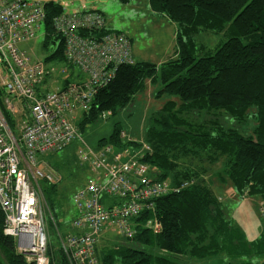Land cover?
Here are the masks:
<instances>
[{
    "label": "trees",
    "instance_id": "obj_1",
    "mask_svg": "<svg viewBox=\"0 0 264 264\" xmlns=\"http://www.w3.org/2000/svg\"><path fill=\"white\" fill-rule=\"evenodd\" d=\"M119 1L126 4L130 0ZM148 1L154 12L164 14L176 25V55L161 64L135 60L120 65L111 82L98 89L86 120L96 118L99 112L114 113L143 92L148 81L157 83L160 79L162 87L155 97L166 96L167 100L152 116L144 140V147L149 148H140L123 160L135 156L155 181H168L173 186L186 181L189 185L158 198L153 209L132 219L135 233L131 239L142 241L151 250L122 245L108 251L98 248L100 262L177 264L179 257L227 253L230 260L221 264H251L255 256L264 264V237L243 249V233L227 216L208 180L209 173L220 164L214 172L216 181L231 182L241 198H264V0ZM44 6V46L57 40L60 43L47 61L61 59L64 67L71 69L64 56V38L53 26L54 18L64 10L53 1ZM202 30H227L231 36L214 52L197 56L194 35ZM0 107L13 130L12 116ZM211 114H226L239 122L252 117L256 125L250 134H242L226 128ZM120 134L117 129L114 135L118 140ZM127 150H114L108 158L124 155ZM48 184L42 180L40 188L46 189ZM115 202L106 198L105 204ZM3 228L0 212V264H34L17 253L15 240L5 235ZM58 264H69L63 253Z\"/></svg>",
    "mask_w": 264,
    "mask_h": 264
},
{
    "label": "built area",
    "instance_id": "obj_2",
    "mask_svg": "<svg viewBox=\"0 0 264 264\" xmlns=\"http://www.w3.org/2000/svg\"><path fill=\"white\" fill-rule=\"evenodd\" d=\"M50 1L54 0H0V105L12 117L25 108L29 113L12 130L0 107V212L4 234L15 240L17 253L34 264H50L39 191L40 181L53 184L55 176L41 168V159L80 138L74 124L77 111L90 109L98 89L111 82L120 65L135 62L130 38L108 30L102 12L71 13L65 11L68 3H64V12L54 18L53 26L64 38L66 61L81 69L87 79L70 82L61 90H45L42 85L49 69L44 62L31 61L19 45L37 37L46 17L44 5ZM110 114L103 112L101 117ZM148 148L145 145L144 150ZM111 152L109 146L99 154L87 148L78 150L92 176L74 197L75 232L62 241L61 251L69 264H101L98 242L105 229L112 227L132 238L133 218L153 209L158 198L189 185L155 181L135 156L123 160L124 155L118 153L109 160ZM106 198L116 202L107 206ZM258 212L264 221V202Z\"/></svg>",
    "mask_w": 264,
    "mask_h": 264
},
{
    "label": "rangeland",
    "instance_id": "obj_3",
    "mask_svg": "<svg viewBox=\"0 0 264 264\" xmlns=\"http://www.w3.org/2000/svg\"><path fill=\"white\" fill-rule=\"evenodd\" d=\"M65 1L69 3L72 0ZM73 1L75 2V6L72 5L65 11L78 9V7L82 6V2L85 3L86 10L92 9L94 5L98 6L99 3H103L105 9L104 13H102L105 14L108 26L110 22L113 31L127 33L129 38H131L135 51V60L161 64L174 57L177 49L176 38L174 36L175 24L168 20L164 14L154 12L148 0H130L126 4L121 3L119 0ZM230 36L231 34L227 30L221 32L199 31L194 35L197 56L214 52ZM45 40L43 23L37 37L32 42L23 44L21 48L32 57V60L44 62L46 67L51 69L52 75L49 76V81L50 79L55 80L56 78H60L61 80L57 83L59 86L62 80L65 79L62 60L47 61V58L50 52L57 50L60 43L57 40L50 45L44 46ZM46 84L42 87L47 91H50L56 85L51 82V86L48 84V87H46ZM161 87L160 79L157 80V83L148 84L146 90L138 94L126 106L117 108L107 118H102L99 112L96 118L87 121L86 114L89 116V108L79 109L74 124L79 128L80 138H77L66 148L42 157L40 166H45V169L50 170L55 176V183L48 184L49 187L46 189H42L41 187L39 191V206L48 237V258L50 264L59 263L62 254V241L67 235L75 232L72 222L78 211L74 204V197L79 190L85 188L88 179L92 176L89 165L81 163L78 157V150L87 148L99 154L108 146L112 148L118 147L122 151L131 147L137 148L136 151H139L140 148L144 149V144H146L144 140L147 139L152 116L167 100L166 96L153 97V94L149 95V93L153 89L156 94ZM28 114L27 108L20 110L17 117H12L13 126L16 128L21 126L22 120H25ZM211 115L219 117L220 122L226 128H235L242 134H250L256 125V119L252 117L248 121L239 122L226 114H223V117L220 114ZM117 129L121 130V134H125V137H121L120 134V140L114 135ZM131 141H137L138 143L136 144L138 145L129 144ZM220 168V164L216 165L208 176L216 181L214 172ZM215 184L214 191L222 198V205L226 209L231 222L239 227V230L246 236L248 242H257L262 223L255 209V206L259 202L258 196L242 199L231 182L225 184L217 182ZM108 229L113 230L112 232L104 233ZM105 231L100 236L98 242L99 251H102V249L108 251L119 245L151 250V247L142 241L118 235L115 228L108 227ZM105 237L108 240H105ZM3 258L6 259L4 255ZM229 260V257L217 255L207 258L179 257L176 261L177 264H221ZM257 262L259 263V258L255 256L251 260V264H257Z\"/></svg>",
    "mask_w": 264,
    "mask_h": 264
},
{
    "label": "crops",
    "instance_id": "obj_4",
    "mask_svg": "<svg viewBox=\"0 0 264 264\" xmlns=\"http://www.w3.org/2000/svg\"><path fill=\"white\" fill-rule=\"evenodd\" d=\"M54 3H56V4H59V5H61L62 6V8H63V5H64V3H68V2H66L65 0H54L53 1ZM82 2V1H81ZM149 2V1H148ZM72 5H74L75 6V2L72 0L71 2H69L68 3V8L70 7V6H72ZM82 6L81 7H78V9H76V10H73V11H69V12H71V13H74V12H83V11H86V8H85V3L84 2H82V4H81ZM93 9H96V10H99V11H101V12H103L104 13V5H103V3H99L98 4V6H93L92 7V9H90V10H93ZM105 15V14H104ZM169 20V19H168ZM44 22H42L41 23V25H40V28H39V31L41 30V26H42V24H43ZM112 25L110 24V22H109V26H108V24H107V29L108 30H112ZM125 34H127V33H125ZM176 34H177V30H176V25H175V33H174V36H175V38H176ZM127 36H128V34H127ZM129 37V36H128ZM130 40H131V38H130ZM30 42H32V41H29V42H25V43H22V44H20L19 45V47H20V50L22 51V52H24L29 58H30V60L31 61H34V60H32V57L30 56V55H28V53L24 50V49H22L21 48V46L23 45V44H26V43H30ZM132 43V42H131ZM132 50H133V55H134V58H135V51H134V49H133V43H132ZM176 55V52L174 53V56ZM136 60H138V59H136ZM71 69H70V67L69 66H65V67H63V75H65V79L64 80H62V84L60 85L59 84V86L57 85V83L59 82V80H61L60 78H56L55 80H51L50 79V81H49V76H51L52 75V73H51V69H49L50 70V74H49V76L47 77V79H48V81H47V79H46V81H47V84H46V87H48V84H50V86H51V82L53 83V84H56V85H54V88H56V89H51L50 91H53V90H57V89H59V90H61V89H63L68 83L66 82V80H67V77H70L71 76V82H81V81H85L86 79H87V76H86V74L84 73V72H82L81 71V69H79V68H77V67H75V66H72L71 65ZM53 72V71H52ZM51 78V77H50ZM67 83V84H66ZM70 83V82H69ZM148 84H150V82L148 81L147 82V86H148ZM151 84H153V83H151ZM147 86H146V88H147ZM50 88V87H49ZM49 88H47V89H49ZM146 90V89H145ZM153 94V95H152ZM149 95H152L153 97L155 96V90H151L150 91V93H149ZM114 150L115 151H121L120 149H118V148H116V147H114V149H113V151L110 153V154H112L113 152H114ZM137 150V148H135V147H131L130 149H128L125 153H124V156L125 157H128L130 154L132 155V154H134V151H136ZM43 159V158H42ZM41 168L45 171V172H47V173H51L50 172V170H47V169H45V166L43 167L42 165H41ZM208 180H210V182L212 183V185H213V188H214V185H216L215 183H217V182H219V181H215L214 179H212L211 177H209L208 176ZM217 194V193H216ZM217 197L219 198V200H220V202H221V204L223 203V200H222V198L219 196V195H217ZM241 198V197H240ZM249 198V197H248ZM254 198V197H253ZM242 199H247V198H242ZM258 199H259V202H258V204L255 206V209H256V214L258 215V217L260 218V215H259V212H258V209H259V205L261 204V203H263L264 202V198H262V197H258ZM225 211H226V209H225ZM227 213V212H226ZM77 214H78V212H77ZM77 216V215H76ZM227 216H228V214H227ZM75 219V218H74ZM260 220L262 221V223H261V228H260V233H259V238H258V240H260L261 239V237H263L262 235H263V233H264V221L260 218ZM238 227V226H237ZM111 228V227H110ZM239 228V227H238ZM112 230L113 229H108V230H106L104 233H107V232H112ZM118 234V233H117ZM119 235V234H118ZM122 236V235H121ZM242 238H243V243H245V244H243V249L245 248V247H250L251 246V244H252V242H248L247 241V239H246V236L245 235H242ZM105 240H108L106 237L104 238ZM264 246V245H263ZM98 248H99V245H98ZM243 253H245V250H243L242 251ZM238 254V253H237ZM219 255H223L224 257H229V255L227 254V253H221V254H219ZM186 258H189V257H186ZM245 259H246V256H245ZM263 262V261H262ZM257 264H260V263H258L257 262Z\"/></svg>",
    "mask_w": 264,
    "mask_h": 264
},
{
    "label": "bare ground",
    "instance_id": "obj_5",
    "mask_svg": "<svg viewBox=\"0 0 264 264\" xmlns=\"http://www.w3.org/2000/svg\"><path fill=\"white\" fill-rule=\"evenodd\" d=\"M130 42H131V40H130ZM131 45H132V43H131ZM43 85H44V84H43ZM43 85H42V86H43Z\"/></svg>",
    "mask_w": 264,
    "mask_h": 264
}]
</instances>
